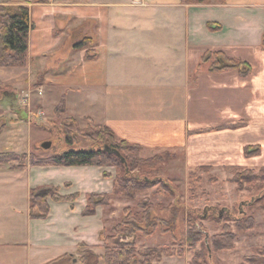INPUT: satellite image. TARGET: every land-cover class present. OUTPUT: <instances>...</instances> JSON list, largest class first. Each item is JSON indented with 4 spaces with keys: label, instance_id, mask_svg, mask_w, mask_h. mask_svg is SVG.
<instances>
[{
    "label": "crops",
    "instance_id": "0c3cea01",
    "mask_svg": "<svg viewBox=\"0 0 264 264\" xmlns=\"http://www.w3.org/2000/svg\"><path fill=\"white\" fill-rule=\"evenodd\" d=\"M25 1L34 25L26 65L0 67L19 103L0 106L6 129L31 133V116L63 99L66 115L110 128L139 145L141 157L168 153L186 169L264 167V0ZM82 38L87 45L74 48ZM208 52L249 71H211ZM247 147L259 153L245 156ZM106 168L0 164V264H47L81 244L101 248L112 212L84 209L89 194H111ZM51 186L77 197L48 196L47 216L32 217L30 191Z\"/></svg>",
    "mask_w": 264,
    "mask_h": 264
},
{
    "label": "rangeland",
    "instance_id": "374dc122",
    "mask_svg": "<svg viewBox=\"0 0 264 264\" xmlns=\"http://www.w3.org/2000/svg\"><path fill=\"white\" fill-rule=\"evenodd\" d=\"M7 1L0 5L8 4ZM10 1L12 2L9 5L14 7L26 5L29 8L28 1ZM32 2L40 3L35 0ZM38 82L39 80L34 83L33 88L40 85ZM9 105L8 101L0 102V106ZM18 105L19 103H15V108ZM49 109L51 108L46 107L43 115H40L42 114L40 111L37 116H31V133H28L26 128L24 132L13 128L6 129L7 122L4 119L0 120V153L12 152L16 155L7 163L19 167L29 162V155L39 160L71 147L86 149L103 146L93 144L89 137L93 132L92 128L103 126L102 124L90 118L66 115L67 110L58 116L54 111L52 113L51 110L48 111ZM65 132L74 138L73 146L66 143ZM17 133L21 135V142L15 137ZM15 139L17 141L14 144ZM47 141L50 142V146L42 148L41 144ZM125 152L127 153L124 151V154ZM128 155L131 156L130 153ZM139 156L141 157L140 153ZM152 156L141 158L148 159ZM159 159L149 162L143 160L137 164L132 162V165L129 164L132 167L125 164L124 177L131 178L132 182H143V186H146L136 192L133 199L113 192L117 167L99 166L107 167L104 171L105 176L112 177V191L111 194H107L109 204L105 207L107 213L112 212V217L106 219L104 227L106 233L110 234L111 228L122 220L126 210H129V214L142 213L141 205L151 204L150 219L153 223L154 220L157 221L155 222L157 223L155 225H158L157 231L145 237L144 233L150 231L153 226L138 223L144 231L136 234L134 238L136 246L139 248L169 246L182 254L164 255L159 264H191L198 254L202 255L201 260L204 264H264V179H255L243 168L236 167L233 171L211 170L207 167L186 169L185 165L178 161ZM45 190L46 193L48 189ZM99 199L93 198L94 201ZM173 206L175 212L171 208ZM192 218L197 222L195 227L201 232L202 240L189 246L183 240V235L187 220ZM247 218L253 219L252 227L248 230L238 229L237 224ZM167 229L170 231L163 234L162 230ZM229 237L232 238L233 248L223 250L212 248L213 238L219 240ZM96 250V253H101L102 245ZM78 252L70 254L66 261L60 264H83L79 260Z\"/></svg>",
    "mask_w": 264,
    "mask_h": 264
},
{
    "label": "trees",
    "instance_id": "16d2710c",
    "mask_svg": "<svg viewBox=\"0 0 264 264\" xmlns=\"http://www.w3.org/2000/svg\"><path fill=\"white\" fill-rule=\"evenodd\" d=\"M36 2H42L47 0H35ZM181 3L194 4V3H210L212 0H180ZM222 1V0H216ZM12 1L8 0V4L0 5V67H24L27 62V38L28 33L33 29L34 25L30 20L29 8L26 5H9ZM88 43L87 38H82L79 42L74 44V48H81ZM88 57V54H86ZM203 62H209V70H223L228 68H236L242 74H246L249 68L242 62L228 58L223 53L208 52L202 57ZM41 76H39L40 78ZM39 80V79H38ZM40 83V82H38ZM17 94L14 89L8 85H4L0 82V102L8 101L11 108H15V102ZM66 107L63 99L54 108L56 115H62L65 113ZM92 134L89 136L93 144L103 145L102 147H90L86 149H74L73 147L68 150L52 154L46 158L36 160L29 155V164L31 165H51V166H115L117 167L115 184L113 192L123 195L126 198L133 199L135 193L141 191L146 186H143V182L136 183L124 177L125 164H137L155 161L159 158L169 160L171 156L168 153H158L151 158L143 159L139 156L140 147L137 144L129 143L125 140L116 137L114 132L106 126H94ZM66 134V143L69 146L75 144L74 138ZM104 147H108L109 150H105ZM129 150V152H128ZM116 153H115V152ZM124 151H127V153ZM119 156H118V154ZM130 153L131 156L128 154ZM259 153L258 147H247L244 150L245 156L257 155ZM13 157H16L12 152L0 153V164L9 162ZM122 158V160H121ZM133 162V163H132ZM155 163V162H154ZM21 167V166H19ZM129 167H132L129 165ZM236 168H231L233 171ZM248 174H251L255 179H264V167L259 170L243 168ZM42 189H48L46 193H40ZM50 191V192H49ZM56 187H39L30 191V208L31 215L34 218H44L47 216L49 206L47 203V197L50 196L57 200H73L77 195L60 196L57 194ZM99 197L98 201H94L93 198ZM109 196L107 194H89L87 196V205L84 209L85 215H91L94 213L95 208L98 205H108ZM142 213L135 212L129 214V210H123L126 212L116 225L111 228V232L106 233L105 228L102 229L100 237L102 240V252L96 253L91 248L84 244L79 245L78 254L79 260L83 264H159L161 258L164 255H178L180 252H175L169 246L163 247H147L139 248L135 244V236L137 233L144 231L140 223L144 226L152 227L150 231L145 232L144 235L149 236L155 233L158 225L156 220L154 223L150 219L151 204H142ZM175 212V206L171 207ZM130 216L129 218L127 217ZM141 214V215H140ZM139 223V224H138ZM195 218L187 220V226L183 240L192 246L193 243L201 242L202 234L198 231ZM253 225V219L247 218L240 221L237 224V228L240 230H248ZM163 234L168 233L170 229L162 230ZM212 248L214 250H223L233 248L232 238H225L211 241ZM208 247V246H207ZM82 248V249H81ZM81 249V250H80ZM70 254H64L47 264H60L66 261V257ZM202 255L193 258L191 264H204L201 260Z\"/></svg>",
    "mask_w": 264,
    "mask_h": 264
},
{
    "label": "water",
    "instance_id": "95a60500",
    "mask_svg": "<svg viewBox=\"0 0 264 264\" xmlns=\"http://www.w3.org/2000/svg\"><path fill=\"white\" fill-rule=\"evenodd\" d=\"M50 146V142L49 141H47V142H44L43 144H41V147L42 148H44V149H46V148H48ZM105 148V150H109V148L108 147H104ZM115 152V151H114ZM116 153V152H115ZM45 189H42L41 191H40V193H45Z\"/></svg>",
    "mask_w": 264,
    "mask_h": 264
}]
</instances>
